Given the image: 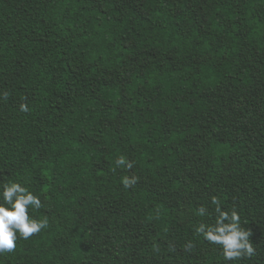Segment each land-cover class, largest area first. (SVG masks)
I'll return each mask as SVG.
<instances>
[{"label":"trees","instance_id":"16d2710c","mask_svg":"<svg viewBox=\"0 0 264 264\" xmlns=\"http://www.w3.org/2000/svg\"><path fill=\"white\" fill-rule=\"evenodd\" d=\"M10 180L49 224L0 264H264V0H0ZM213 197L253 256L195 233Z\"/></svg>","mask_w":264,"mask_h":264},{"label":"clouds","instance_id":"9594fccd","mask_svg":"<svg viewBox=\"0 0 264 264\" xmlns=\"http://www.w3.org/2000/svg\"><path fill=\"white\" fill-rule=\"evenodd\" d=\"M20 110L29 111L28 106L23 103ZM115 163L122 168L133 167L132 162L123 155ZM137 181L138 177L134 175L121 178L125 188L134 186ZM211 204L215 206L214 222L200 223L195 228V233L207 242L219 245L225 261L253 256L256 249L250 241L252 233L242 226L241 216L235 207L225 210L217 197L212 198ZM41 207V198L21 182L10 180L0 184V255L13 252L17 247L18 238L27 240L48 227L47 217L37 218L31 215ZM195 214L204 217L208 210L202 205ZM187 247L191 248L192 243L189 242Z\"/></svg>","mask_w":264,"mask_h":264}]
</instances>
